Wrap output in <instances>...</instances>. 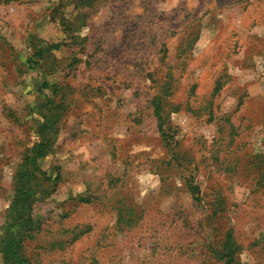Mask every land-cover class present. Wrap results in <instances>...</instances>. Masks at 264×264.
Segmentation results:
<instances>
[{"label": "rangeland", "instance_id": "rangeland-1", "mask_svg": "<svg viewBox=\"0 0 264 264\" xmlns=\"http://www.w3.org/2000/svg\"><path fill=\"white\" fill-rule=\"evenodd\" d=\"M38 113L29 264H264V0H0V241Z\"/></svg>", "mask_w": 264, "mask_h": 264}, {"label": "trees", "instance_id": "trees-1", "mask_svg": "<svg viewBox=\"0 0 264 264\" xmlns=\"http://www.w3.org/2000/svg\"><path fill=\"white\" fill-rule=\"evenodd\" d=\"M44 43L41 40H34L33 49L34 57L40 58ZM59 45H47V49H56ZM45 47V48H46ZM44 82L42 87H46ZM153 114L158 121V129L163 132L161 120V102L154 100ZM50 117L43 114H37V130L40 133L38 142L30 148L29 154L25 156L23 167L18 170L16 178V186L14 195L9 206L7 217L8 224L4 236L1 238L0 252L5 264H29V258L24 253V243L33 238V218H32V202L35 196V186L32 185L30 179L32 175H41L44 180L48 177L45 172L38 170L36 161L46 155L49 150V138L46 134L50 128ZM189 190L194 195L197 191L195 186L188 183ZM195 200L197 199L194 196ZM231 250L222 251L218 257L222 259L223 264H232Z\"/></svg>", "mask_w": 264, "mask_h": 264}]
</instances>
